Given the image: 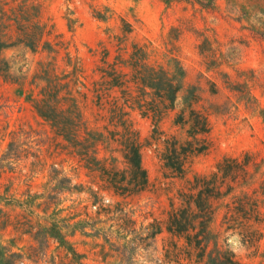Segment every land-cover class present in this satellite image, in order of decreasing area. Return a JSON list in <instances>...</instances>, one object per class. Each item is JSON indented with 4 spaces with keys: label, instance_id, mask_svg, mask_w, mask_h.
Instances as JSON below:
<instances>
[{
    "label": "rangeland",
    "instance_id": "374dc122",
    "mask_svg": "<svg viewBox=\"0 0 264 264\" xmlns=\"http://www.w3.org/2000/svg\"><path fill=\"white\" fill-rule=\"evenodd\" d=\"M38 1L44 8L42 22L71 41L73 54L78 49L88 72L95 61L90 50L120 34L122 19L135 28L131 40L150 42L157 49L153 61L166 64V43L172 40L186 72L185 87L176 111L166 117L161 129L185 139L184 131L173 120L185 96L197 97L195 108L209 117L210 148L193 161L188 178L211 174L228 156L249 163L248 183L235 193L253 195L264 220V0ZM4 55L20 81L0 86V129L22 131L20 143L30 145L22 150L41 156L47 163L44 169L36 168L30 155L19 163L17 171L0 175V248H6L8 255H18L10 264H173L164 259L167 235L144 240L142 230L155 220L167 219L170 199L184 185L180 179L165 176L157 146L148 145L152 122L135 116L136 129L145 144L143 163L150 184L142 195L129 200L139 235L135 240V235L124 239L116 232L119 222L98 215L100 207L115 205L121 198L103 191L95 203L90 193L99 190L98 178L66 152L60 150L51 158L55 149L49 139L54 134L34 111L31 100L37 91L30 85L37 62L46 55H34L19 46L9 48ZM87 116L93 121L92 111ZM10 142L9 135L0 141L1 155ZM113 156L118 159L117 168L124 170L122 155ZM54 161L61 172L56 180L50 174ZM223 213L220 209L216 231H220ZM260 229L264 235V222ZM106 232L114 233L112 244L105 243ZM226 237L241 264H264V236L256 245L243 243L237 235H223L222 239Z\"/></svg>",
    "mask_w": 264,
    "mask_h": 264
},
{
    "label": "trees",
    "instance_id": "16d2710c",
    "mask_svg": "<svg viewBox=\"0 0 264 264\" xmlns=\"http://www.w3.org/2000/svg\"><path fill=\"white\" fill-rule=\"evenodd\" d=\"M11 2L0 0V86L20 81L12 73V62L4 55L6 50L19 46L34 55H46L37 62L31 76L30 85L37 91L32 106L54 134L49 139L55 149L51 158L60 150L66 152L98 178L99 190L90 193L95 203L103 191L121 198L115 205L100 207L98 215L119 222L116 232L124 239L127 235L137 239L135 211L129 200L142 195L150 182L143 163L145 144L136 129L135 116L148 119L154 126L148 145L157 146L165 176L180 179L184 185L170 199L167 219L143 226L144 240L166 234L164 259L168 263L241 264L227 244L228 237H222L237 235L243 243L256 245L264 236L259 201L249 193H235L248 183L249 163L228 156L211 174L188 178L193 161L210 148L209 117L195 108L197 97L185 96L173 120L184 131L185 139L161 129L166 117L176 111L185 87L186 72L175 55L173 41L166 43V64L153 61L152 57L159 53L157 49L150 42L131 40L135 28L122 19L120 34L90 50L95 61L88 72L78 49L73 54L71 41L42 22L44 8L38 0ZM69 28L72 30L73 26L69 24ZM2 110L0 106V124ZM90 111L93 121L87 116ZM8 129H0V141L6 135L11 137L7 151L0 154V175L17 171L19 163L30 155L35 158L33 166L44 169L47 163L41 156L22 150L25 145L30 147L20 143L18 136L22 131L7 133ZM115 153L122 155L124 170L117 168ZM50 168L51 179L56 180L61 173L58 163L54 161ZM220 209L224 213L220 231H216ZM113 234L106 232V244H112ZM68 250L77 255L73 248ZM8 252L0 248V264H10L18 256Z\"/></svg>",
    "mask_w": 264,
    "mask_h": 264
}]
</instances>
